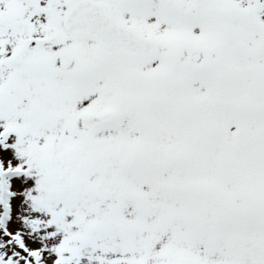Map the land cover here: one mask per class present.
Here are the masks:
<instances>
[{
	"label": "snow or ice",
	"instance_id": "6c2138e0",
	"mask_svg": "<svg viewBox=\"0 0 264 264\" xmlns=\"http://www.w3.org/2000/svg\"><path fill=\"white\" fill-rule=\"evenodd\" d=\"M0 264H264V0H0Z\"/></svg>",
	"mask_w": 264,
	"mask_h": 264
}]
</instances>
